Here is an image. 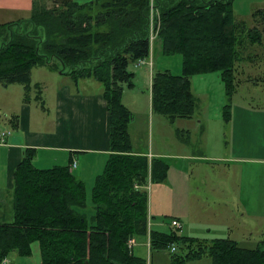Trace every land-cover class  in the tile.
<instances>
[{"label": "trees", "instance_id": "1", "mask_svg": "<svg viewBox=\"0 0 264 264\" xmlns=\"http://www.w3.org/2000/svg\"><path fill=\"white\" fill-rule=\"evenodd\" d=\"M39 1L29 18L0 24V83L22 85L28 101L32 91L39 94L40 83H32L34 68L59 63L62 74L95 78L102 84L109 113L111 152L96 178L94 210H89L85 182L70 164L39 168L34 164L36 149H24L13 172L11 198L0 204V264L12 252L32 254L34 243L42 264H147L128 246L130 238L147 235L152 249L170 251L175 245L170 264L204 257L211 264H264V235L249 248L229 237L185 235L172 224L177 217L167 232L149 224V190L144 186L167 182L170 165L163 156L150 164L147 153L134 150L129 130L134 115L123 102L125 86L135 85L130 64L149 54L148 0H106L103 9L79 15L70 6L57 12ZM156 1L161 50L179 53L183 63L180 74L164 69L152 77L153 110L171 122L196 112L193 75L220 71L228 93L249 78L240 76L248 64L264 60V6L253 12L249 25L235 16L232 0Z\"/></svg>", "mask_w": 264, "mask_h": 264}, {"label": "crops", "instance_id": "2", "mask_svg": "<svg viewBox=\"0 0 264 264\" xmlns=\"http://www.w3.org/2000/svg\"><path fill=\"white\" fill-rule=\"evenodd\" d=\"M34 2L35 0H0V24L29 18L34 10ZM158 42L157 53L168 54L161 50V42ZM252 65L248 64V66ZM57 66L59 67L60 64L57 63ZM57 66L53 68L44 65L45 69H38V73L47 75L42 80L37 81L40 83L38 91L43 92L39 99L33 101L30 97L28 101H24V90H22V96L15 105L7 106V103L3 101L0 106V204L3 206H5L7 199L11 198L13 172L19 164L25 148L32 147L36 149L34 164L37 167L51 168L55 165H69L75 158L78 164L72 171L85 182L87 203L89 198L92 202L91 194L96 178L104 170L107 159L110 156L109 113L106 108V101L102 95L103 87H95L96 82L99 84L100 82L93 77L73 78V76L62 74L59 72L60 69H57ZM133 66L141 69L144 77L147 74L150 83L154 70H163L153 68L151 74L148 67L143 69L142 67ZM130 70L132 71V69ZM248 76L247 80H239L238 85L247 86L250 94L252 90L251 96L257 97V91L261 87L260 83L264 82V70L263 73H257V69H250ZM0 86L8 88L10 85L5 86L0 83ZM43 86H45L44 90ZM35 94H37L36 90L32 92V96L34 97ZM123 102L130 110L129 102L138 107H143L147 102L148 113L150 114L153 111L151 92H148L147 96L143 97L141 91L134 87L125 86ZM252 111L255 115H250L249 123L245 124L248 132H252V137L255 140L257 131L264 133V121H260L258 118L262 112H258L256 109H252ZM218 115L219 119L213 122L218 126L219 143L217 147L220 148L226 144L225 135H227L226 127L228 122L225 121L222 113ZM193 118L188 119L196 120L198 124H201V118ZM176 120H179V118ZM131 128L132 121L130 122L129 130L131 137H133ZM235 131L239 133L240 129L232 127L229 133L233 135ZM2 132H4L2 135L3 141H1ZM261 138L264 141V135ZM235 146L237 145L235 144ZM133 148L135 150L134 144ZM248 148H250L249 144ZM219 150L221 152L218 154L205 156L202 159V156L180 152L179 154H171L167 151L156 150V148L155 150L148 147L143 148V150H135L139 153H152L155 155L154 157L163 156L167 159L182 160V163L169 162L168 160L170 166L167 182L154 183L151 186L149 212L152 216V227L155 230L169 231L172 227L171 219L177 217L182 220L183 226L186 228L187 226H193L192 223H199L203 232V220L196 218L190 220L192 214L191 198L194 189L200 190V196L207 195L206 198L214 199V197H222V188H225L230 194L231 186H233L238 197V199L233 197L234 204L240 211L237 214L244 215L243 203L241 202L242 193L239 192L236 182L225 180L224 177L193 176V172H191L192 164H189L187 160L216 159L222 161L223 164H228V166L230 164L256 163L259 161L264 165V144L261 146L259 155L256 154L255 150L245 154H240L241 151L238 152L235 149L233 151ZM200 162L203 165L205 164L203 161ZM194 177L195 187L192 190ZM250 178L249 176L248 179ZM215 186L218 187L216 188ZM251 187H253L252 179L249 182V186H246L244 190V194L248 198L257 196L256 190L253 192L248 191ZM7 195L8 198L6 199ZM89 210H94V207H90ZM168 217H171L169 221L166 220ZM167 226L169 229L165 230ZM243 227L247 229L245 226ZM184 232H186L185 229ZM242 233L245 236L252 235L248 230H242ZM186 235L189 234L186 232ZM194 235H196L194 237L200 239L221 237L216 234L213 236H208V234ZM223 237L226 236L223 235ZM134 239V254L145 258L147 264H153L152 258L149 262L150 259L143 255V251L138 250V254L135 250V248L140 249V247H147L148 250L152 249L150 246V235L143 238L135 237ZM233 239L240 242L242 238L235 236ZM37 248L36 253L30 255H20L17 252H12L8 257L9 264H42L40 250L39 247ZM164 251L167 252L166 250ZM170 262L169 260L167 264H170Z\"/></svg>", "mask_w": 264, "mask_h": 264}, {"label": "rangeland", "instance_id": "3", "mask_svg": "<svg viewBox=\"0 0 264 264\" xmlns=\"http://www.w3.org/2000/svg\"><path fill=\"white\" fill-rule=\"evenodd\" d=\"M94 2L92 6L80 8L78 5L86 4L87 2ZM106 0H40L39 4L45 6L48 9H56L57 12L68 11V6L71 7L74 15L89 12L94 14L98 9H103L102 3ZM149 2V0H148ZM264 6V0H232L231 7L235 13V16L239 20H245L249 25L253 22V12ZM160 10V9H159ZM160 21L161 13L159 14ZM106 26H101V30H105ZM161 29V25H160ZM160 32V30H159ZM150 39L149 42V54L145 57L139 58L134 63L130 64L129 68L132 71L137 72L134 78V88L141 91L143 97L147 96L148 92H151L152 82L148 80V75L144 77L142 70L136 67L150 68L151 74L153 68L169 69L174 74H180L182 72L183 63L182 57L179 53L162 54L157 53V43H159V36L153 43V50L150 51ZM262 53V48H259ZM167 55V56H166ZM145 59V63H140V60ZM155 64V65H154ZM60 69V66L58 67ZM38 69H45L44 66L40 68H34L31 73L32 83H36L38 80H42L47 75L38 73ZM250 69H257V73H263L264 60H261L257 64L245 67L240 72L241 78H247ZM149 71V70H148ZM155 71V70H154ZM60 72V71H59ZM61 73V72H60ZM154 73V72H153ZM70 76V74H65ZM64 75V76H65ZM63 76V77H64ZM153 77V74H152ZM152 81V80H151ZM191 89L197 98V108L194 114V118H201V124H198L196 120L188 118H179L175 122H171L166 116L156 111L148 113L147 102L143 107H138L129 102V106L133 112L134 118L132 120V139L135 150H143V148H151L152 150H162L170 152L171 154L189 153L196 156H212L225 151H236L240 154L252 152L255 150L259 155L261 146L264 144L261 136L264 133L260 131L256 132V137H252V132L249 133L245 123H249L250 115L255 113L252 109H256L258 112H262L258 118L260 121H264V82L260 83L261 87L258 90V96L253 97L252 90H248L245 85H236L230 92L227 91V87L221 78L220 71H211L206 73L195 74L191 77ZM43 83V82H42ZM102 84L96 82L95 87H101ZM94 87V86H93ZM92 87V88H93ZM127 87V86H126ZM242 87V88H241ZM45 86H43L44 90ZM91 88V89H92ZM23 86L20 84H11L8 88L0 86V106L6 102L7 106L15 105L19 98L22 96ZM34 92V91H32ZM31 92V93H32ZM38 93V92H37ZM42 91L39 94H35L31 99L33 101L39 99ZM145 95V96H144ZM152 96V95H151ZM38 102V101H37ZM40 103V102H38ZM36 103V105H38ZM229 104V107L225 106ZM219 113L223 116L227 114L229 121H227V135L225 146L217 147L218 145V126L215 122L219 119ZM48 115V111H47ZM239 128L240 132L231 135L230 128ZM235 144L237 146H235ZM248 144L249 147L248 148ZM151 154V155H150ZM152 153H147L148 162L151 164L155 158ZM161 157V156H160ZM169 162L182 163L180 159H166ZM189 164H192L193 176L200 175L209 177H224L225 180L236 182L239 192H241V202L243 203L244 215H239L240 211L234 204L233 197L236 196V192L233 186H231L230 194H228L225 188H222L221 198L214 197V199L206 198L207 195L200 196V190L192 192L191 219L203 220V232L199 223H192L193 226H183L181 222V231L186 235V232L191 236L194 234H208V236L218 235L223 237L225 235L229 238L240 236V245L254 248L258 245L262 236L264 235V165L257 161L256 163H243V164H223L222 161L216 159L206 160H187ZM203 161L204 165L200 162ZM186 163V162H183ZM42 168V167H39ZM202 171V173H200ZM251 177L248 179V177ZM195 177L192 180V190L195 187ZM252 179L253 187L249 188V192L256 190L255 197L248 198L244 194L246 186H249V182ZM255 179V180H253ZM154 184V183H152ZM216 188L218 186H215ZM154 189V187H153ZM246 197V198H244ZM8 198V195L6 199ZM89 209L93 207V203L88 200ZM150 215V212H149ZM150 226H152V216L150 215ZM176 221V220H175ZM174 221V222H175ZM245 226L247 229H244ZM169 227H165L168 230ZM184 229L186 232H184ZM170 230V229H169ZM243 231L248 230L252 235L245 236ZM199 236V235H198ZM207 236V238H208ZM213 238V237H209ZM129 246V245H128ZM195 246V245H194ZM38 245L33 244V253H36ZM130 247V246H129ZM130 248H133L131 246ZM38 249V248H37ZM143 251V255L153 261V264H167L170 260V251L167 252L161 249H150L147 247H140ZM179 251H182L181 249ZM14 254V253H13ZM11 255V254H10ZM187 264H211L209 258L204 257L200 260L191 259L187 261Z\"/></svg>", "mask_w": 264, "mask_h": 264}, {"label": "built area", "instance_id": "4", "mask_svg": "<svg viewBox=\"0 0 264 264\" xmlns=\"http://www.w3.org/2000/svg\"><path fill=\"white\" fill-rule=\"evenodd\" d=\"M159 14H160V10H159V7L157 5V1L156 0H149L148 13H147V29H148V39H150L149 41H150V51L151 52L153 50V43L157 39V37L159 36V30H160V25H161ZM145 62H146L145 59L140 60V63H145ZM3 133L4 132L1 133V141L4 140L2 138ZM76 166H77V161L74 159L71 163V168H74ZM151 186H152V183H151V181H149L148 185H146L145 187L150 190ZM135 187H139V186L135 185ZM172 224L178 228L181 227V222L179 219H173ZM134 244H135L134 238H130L128 241V245L131 247ZM175 248H176L175 245H173V246L171 245L170 251L171 252L174 251ZM3 262L8 263V260L4 259Z\"/></svg>", "mask_w": 264, "mask_h": 264}, {"label": "water", "instance_id": "5", "mask_svg": "<svg viewBox=\"0 0 264 264\" xmlns=\"http://www.w3.org/2000/svg\"><path fill=\"white\" fill-rule=\"evenodd\" d=\"M60 72H62V71L60 70Z\"/></svg>", "mask_w": 264, "mask_h": 264}]
</instances>
